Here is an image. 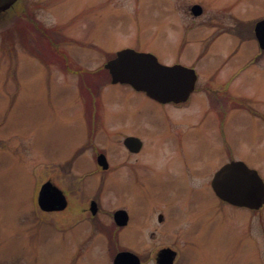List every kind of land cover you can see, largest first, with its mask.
<instances>
[{
  "label": "rangeland",
  "instance_id": "1",
  "mask_svg": "<svg viewBox=\"0 0 264 264\" xmlns=\"http://www.w3.org/2000/svg\"><path fill=\"white\" fill-rule=\"evenodd\" d=\"M262 18L264 0H17L0 13V264H112L120 239L142 264H156L163 246L176 250L174 264H264V205L233 206L210 186L213 170L231 159L258 163L264 51L253 25ZM122 48L193 67L199 84L228 77L231 109L209 112L201 92L185 108L162 106L109 82L102 65ZM72 60L85 76L66 69ZM82 106L97 118L90 136ZM118 131L144 139L137 163L152 164L136 174L147 183L117 195L104 184L93 220L100 227L83 213L41 211L39 184L52 178L63 187L60 166L75 151L125 159ZM127 205L135 216L115 239L112 212Z\"/></svg>",
  "mask_w": 264,
  "mask_h": 264
},
{
  "label": "water",
  "instance_id": "2",
  "mask_svg": "<svg viewBox=\"0 0 264 264\" xmlns=\"http://www.w3.org/2000/svg\"><path fill=\"white\" fill-rule=\"evenodd\" d=\"M16 0H0V12L10 8ZM193 15L202 12L199 4L190 7ZM254 33L259 47L264 49V18L254 24ZM104 67L108 70L111 82L128 83L134 89L144 91L159 102L182 101L186 99L195 82L192 68L180 64L165 65L160 63L150 52L136 51L132 48H122L108 59ZM125 144L130 149H137L141 140L135 136L125 138ZM99 163L106 165L103 154L98 157ZM104 160V161H103ZM211 186L218 198L235 206L258 209L264 203V182L257 171L249 168L241 160H231L223 164L213 175ZM37 205L41 210H61L66 206L62 191L46 181L41 185L37 195ZM95 213L96 203H91ZM117 223H125L127 212L118 209L113 212ZM176 252L171 248L158 251L156 264H173ZM113 264H141L138 255L122 250L113 257Z\"/></svg>",
  "mask_w": 264,
  "mask_h": 264
},
{
  "label": "flooded vegetation",
  "instance_id": "3",
  "mask_svg": "<svg viewBox=\"0 0 264 264\" xmlns=\"http://www.w3.org/2000/svg\"><path fill=\"white\" fill-rule=\"evenodd\" d=\"M63 57L67 58V56L65 54ZM258 57H259V55L256 56V58H258ZM66 65L68 66V67L65 66L66 69H68L70 71H72V70L76 71L77 70L82 77L85 76L84 69L81 68L79 64H76V62L74 60L67 61ZM103 66H104V63L102 65V67ZM74 69H76V70H74ZM107 73H108V71H107ZM199 79H200L199 74L196 71V79H195L194 87L189 92L186 99H184L182 101L158 102V101L150 98L149 96H147L144 92L143 93L147 97H149L150 99H152L153 101L157 102L158 104H160L162 106H166V104H171L175 107H178V109H181V108H185L188 105V103L192 99L193 94L195 92L196 93L201 92V93H204V95L206 96V97H204L203 102H204V104L205 103L207 104V108H209V110H208L209 112H211L210 110H212L219 117L224 116V115L226 116L227 113L229 112V110L231 109L230 104H229V96H228V92H227V87H226L227 82H228L227 81L228 77L219 76L218 74L217 75L212 74L211 77L209 78V80L204 81L200 84H199ZM109 82H111V81H109ZM213 86L217 89L216 92H219V95H216L217 97L212 96V94H213L212 87ZM244 100H245V98H244ZM86 108L87 107L82 106V110L84 112V126L87 130L88 135L90 136L93 134V130H94L92 128L90 131V126L95 127V125L97 124V118H96V116H94L95 115V113H94V115L92 116V121H90V119L88 118L89 116L88 117L86 116V114H87ZM93 109H94V107H93ZM244 109H248V108H244ZM248 111L250 112L249 109H248ZM250 113H252V112H250ZM252 117H253V114H252ZM254 117H257L258 119H263V117L259 116L258 114L254 115ZM186 121L188 122L189 120L185 119L181 123L185 124L184 122H186ZM222 122H223L222 119H220L219 131L223 137L222 139L225 140L226 138L224 137V132H223V130H221ZM193 124L196 125L197 122L194 121ZM261 126H263V125H261ZM129 132L128 131L127 132L126 131H118L117 132V134L119 136H121V143H122V148H123L121 150V152L123 153V157L125 158L123 161L115 162V163L112 162V161L118 160L117 158L119 155H116V154H118L119 151H117V153L113 154L112 156H108L104 152H102L100 150H96V148L92 151L91 154H84V150L81 149L79 151H75L70 156V158L66 159L64 164L63 165L61 164V166H60L61 170L65 176V178H64L65 179V185L63 187H60L58 184H56V182H54L52 180V178L51 179L46 178V179L42 180L38 186V189L36 191V195H38V192L41 188V185L46 181H50L52 184L57 186L62 191V193L64 194V197L66 199V206L63 209L49 211V212H60V211H63L65 209H68L71 212H75L74 214H72V218L76 215V212H77V214L83 213V214H85V216L87 218L92 220L93 225H96L99 222L98 221L95 222L93 220H98V217H99V214L101 211V205H100L99 197H100V194L102 192V188H103L104 184H105V187L108 185L109 188H111V189L113 188L115 195H117L119 192H121V194L124 193L123 188L126 189L128 192H131L132 185H133V183H136V181L137 182L139 181L142 185H145L147 183L146 181H142L141 179L137 178L138 172L136 174V168L140 164L145 163L144 167L149 162L152 164V159L150 161L147 160L146 162L142 161V163H137V155L140 153H144V149H143L144 139H142V137L139 135H136L134 133H129ZM128 136L138 137L141 140L140 147L137 149L128 148L127 145L125 144V138ZM257 140H258V148L256 150H254V152H256L254 157H255V161L258 163L255 162L256 163L255 165H251L245 161H244V163L248 167L254 168L258 172V174L260 175V177L262 178V180L264 182V178L260 173L261 164L264 163V135L258 136ZM100 154L104 155L105 160H106V165H103L104 163L103 164L99 163L98 157ZM152 157L156 158L157 156L152 155ZM216 171H217V169L213 170V174L211 176L210 182H211L212 177ZM142 200L143 201L140 204H144V199L142 198ZM93 201L96 203L95 213H93L92 209H91V207H92L91 203ZM118 209L125 210L127 212V220L123 224L117 223L116 221L113 220V222L115 224V227L113 229V234H114L115 239H120V237H121L120 233L123 230H125L131 226V223L133 221V216H135L134 212L131 213V211H130L131 209H130L129 205L118 206L116 209L113 210V212L118 210ZM136 210H137V208H136ZM113 212H112V218H113ZM163 218H164V213L161 212V213L157 214V221L161 222L163 220ZM98 225L100 227V223ZM121 243L122 242L120 239L119 247L121 248V250L131 251L128 248H122L123 245ZM165 247L171 248L170 246L160 247L156 252L155 259L157 257L158 251L162 248H165ZM120 248L117 251H120ZM171 249H173V248H171ZM173 250L176 252L175 249H173ZM141 264H142V261H141Z\"/></svg>",
  "mask_w": 264,
  "mask_h": 264
}]
</instances>
